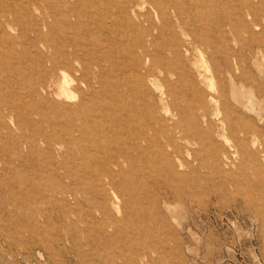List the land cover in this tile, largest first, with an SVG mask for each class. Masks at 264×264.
<instances>
[{"label": "rangeland", "instance_id": "obj_1", "mask_svg": "<svg viewBox=\"0 0 264 264\" xmlns=\"http://www.w3.org/2000/svg\"><path fill=\"white\" fill-rule=\"evenodd\" d=\"M27 1L0 0V11L23 9ZM99 1L114 14L112 47L118 59L102 63L100 71L112 78H105L102 93L75 92L73 103L87 99L93 108L101 97L112 102L124 78L135 80L124 67L130 59L125 32L129 43L139 34L162 45L156 27L181 31L175 12L155 19L145 0H139L141 12L128 16L135 27L126 29L116 3ZM249 1L181 0L194 15L177 16L185 23L183 30L200 39L202 53L182 56L180 82L174 76L169 81L183 97L208 98L213 90L197 79L193 66L202 59L208 79L224 98L206 106L207 124L199 121L206 134L191 146L195 161L173 129L178 118L173 110L146 109L157 120V132L147 133L145 140L131 114L130 129L137 125L138 140L129 142L112 111L93 115L76 131L75 115L66 106L72 102L55 98L54 87L46 101L40 100L44 96L32 86L46 84L50 52L37 41L35 28L46 31L47 0L32 2L28 14L18 11L22 22L13 30L1 26L0 264H264V0ZM51 3L57 5L60 24L62 0ZM52 21L49 17L48 25ZM165 29L169 39L171 31ZM61 34L54 28L57 53ZM145 48L149 57H167L159 47ZM155 70L158 85L167 86ZM94 88L100 92L98 84ZM136 99L142 101L141 95ZM152 102L156 106L155 96ZM174 107L187 104L179 98ZM224 116L232 127L227 141L218 134ZM190 125L187 117L183 126ZM165 165L177 178L166 175Z\"/></svg>", "mask_w": 264, "mask_h": 264}, {"label": "bare ground", "instance_id": "obj_2", "mask_svg": "<svg viewBox=\"0 0 264 264\" xmlns=\"http://www.w3.org/2000/svg\"><path fill=\"white\" fill-rule=\"evenodd\" d=\"M35 1L39 0H28L23 6V13L28 14L29 5H32V2ZM47 1L49 8L47 9L48 12L46 13V16L43 17L42 24L46 31L44 30L45 33H42L40 26L39 28H35L37 33V41L44 48H46L48 52H50V55L45 58V67L47 68L45 75L47 77V81L46 84L41 81H37L32 87L34 88L35 92H37V94H42L44 96L43 98L40 97V100L43 102L49 98L52 87L55 88L52 94L55 98L63 99L72 103L76 101L75 92L77 91H82L83 93L87 91L90 94L93 93L99 95L103 91V87L105 85H103V82L105 83V78L107 77L112 81L110 74L105 75L100 71L102 70V63H114L118 59L117 49L112 47L116 44L112 39V36L116 33V30L113 26L115 23V21L113 22V11L109 13L108 8L102 7V4L99 0H72V2L71 0H62V4L58 3V5L61 6L60 13L62 16L61 22L59 24L58 20L56 19V15H58L57 5L54 6V4L51 3L54 0ZM108 1L110 0H107V2ZM113 1L116 3L115 7L117 9L118 19L124 25H126V29L135 27L128 16L130 13L136 14L134 11H140L142 9V2L140 3L139 0H123L120 2L116 0ZM145 1L152 5L151 11L155 19L157 16L159 17V14L163 18L166 15L164 16L162 13L164 14L171 11L175 12V17H177L179 19L178 21L180 22L181 31L177 33L172 26L164 25L156 27L158 35H160L164 40L162 45L158 44L157 41H151V39L144 40L143 36L139 34H137L133 41L129 43L127 39V32H125V41L128 45L130 59H128V64L124 65V67L127 69L129 74L131 73L130 75L135 77V80L133 81L130 78L127 79V77L124 78V80L119 83V87L122 88V90L116 94V97H113L112 102L109 97L107 99L108 101L101 97V101H99V99L95 101V108L90 105L87 99H81L77 103L66 106H68L69 111L75 115L76 120H74L77 121V123H73V125L76 128V131L81 128L82 124L85 123L84 121H92L93 115L98 116V114H102L104 111H112L114 121L119 124L120 130L122 129L124 131L125 137L129 142L138 140L135 133L138 130L136 128L137 125L134 124L135 126L130 129V121L133 118L131 114L135 115V118L137 121H139L138 123L140 124L143 131L142 140H145L147 133L157 132V120H154L151 114L146 113V109L148 107L152 108V105H154L155 108L160 109L165 114H169V112L174 111L175 113H173V116H178V118L175 122L173 121V129L179 130L181 135L180 139L183 141V147L186 149L188 158L189 156H192V161H195L198 159L191 151V146L195 145L199 141H202L205 136L204 134H206L204 133L205 131L201 130L202 127L199 126V121L201 120L207 124V107H212L216 104V102L218 103L216 100L223 101V92L220 88H217L216 90L214 89L211 79H208L210 75H206L207 71L203 66V60L198 58H196L198 60L193 63V66H195L194 69L196 71L197 79L205 84L209 90H213L212 95L208 96L206 99H204L205 97H196L193 94L190 96L186 94V96L183 97L180 95V91L175 90V86H173V84L169 81V78L174 76L175 82H180L179 73L183 71V66L179 62H182V56L187 55L190 52L195 53V55L196 53H202V43L200 42V39L198 37L196 38L195 32L192 34L186 33L183 30L185 26L183 19L180 18V16H177V14L187 15L192 18L194 15V10L188 6L189 4L186 5L182 3L181 0H169V4L164 3L161 0ZM258 1L260 2V0ZM248 3H250L249 0ZM242 5L244 6L246 4L242 3ZM244 8L245 7H243V9ZM23 9H19L17 6L14 10H9L7 8L5 10L6 12L2 10L0 11L1 34V26H5L7 30H13L14 24H19L22 22L20 12L18 11ZM49 17L53 19L52 26L48 25L47 23V19ZM174 20L176 21V19ZM57 26L62 32L60 35V40L58 41L61 44V49L58 53L54 48L55 39L53 38L54 28H57ZM165 28H167L168 31H171L172 35L170 34L169 39H166L163 35V30H166ZM147 37L151 38V35H147ZM147 44H149L150 48H161L162 52H164L167 57H158L156 59H154L152 56L149 57L146 55L148 48L145 47H147ZM208 45L209 46L207 47H211V44ZM168 55L171 56L169 57ZM103 56H105V58H102ZM155 69H159L161 77L163 74L168 80L169 84H167V86L161 87L158 85ZM186 73L187 76L190 77V70H186ZM55 75H58L57 81H54ZM94 83L95 85L98 84L100 92L95 91ZM136 95H141L143 102L138 101L136 99ZM154 96L156 97L157 101L156 106L153 102L151 103V100H153ZM179 98L181 101L187 104V107L182 108L183 110H180L182 106L178 108L174 107ZM62 106H64V104ZM137 109L140 110V114L136 113ZM124 113L125 115H123ZM181 115L184 117V119L179 118ZM82 116L84 117V120ZM187 117L191 124L190 127L183 126V123L186 122ZM218 123V134L224 138V141H227L226 132L228 131L229 126H227L225 116L222 118L221 122ZM110 125L111 131L113 133L118 132L112 126L114 124ZM230 128L232 127H229V130ZM220 129L222 131L221 133ZM126 139L124 142H126ZM241 142H244V140ZM173 152L177 154L178 158H180L179 150H173ZM181 166L182 164L180 163L179 167L181 168ZM171 168V165H165L164 171L166 175L177 178L173 168L172 170Z\"/></svg>", "mask_w": 264, "mask_h": 264}]
</instances>
